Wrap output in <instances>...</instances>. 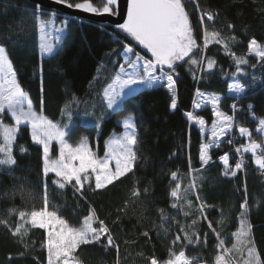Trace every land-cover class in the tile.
I'll return each mask as SVG.
<instances>
[{
  "label": "trees",
  "instance_id": "trees-1",
  "mask_svg": "<svg viewBox=\"0 0 264 264\" xmlns=\"http://www.w3.org/2000/svg\"><path fill=\"white\" fill-rule=\"evenodd\" d=\"M92 2L101 5V0ZM34 7L35 4L29 0H0V45L6 48L17 79L36 111L42 110L49 119L67 124L68 115H62V110L73 96L78 99L79 104H73L69 109L71 124L74 125L69 142L76 144L80 138L87 137L93 151L102 156L106 139L112 132L122 129L116 121L120 116L103 120L99 128L94 125L102 113H107L103 91L111 83L121 62L117 54L123 51L124 35L109 23L42 8L45 13H55V23L67 22V40L59 54L54 58H42L39 31L31 11ZM187 11L193 34L201 48L205 27L208 32L219 31L232 52L246 56L249 65H255L254 68L242 66L247 76L239 79L247 83V93L239 100L228 94V83L236 69L234 60L225 54L221 45L210 44L203 52V63L206 67L207 58L216 60L211 74L183 62L177 68L176 110L170 109V94L164 87L146 91L135 99L140 145L139 159L133 172L106 189L92 191L86 186L83 197L74 193L71 185L63 190L53 185V174L45 179L42 148L32 142L29 127L22 126L13 146L17 165L0 168V219L7 220L11 226L0 224V264H46L47 253L42 247L46 234L43 229L24 224L21 235L12 234L15 227L23 223L18 217L19 211L30 212L43 206L45 183L48 185L50 208L58 209L70 223L78 224L90 208L95 209L119 245V264H150L153 256L163 264L170 258V251L178 254L181 250L189 258H195L193 264H214L219 240H223L224 247L229 249L236 243L232 233L239 227L240 205L246 187L252 238L264 260V172L254 164L251 154L244 153V167L235 177H225L224 166L219 160L228 153L230 167L234 168L240 158L236 156L235 148L246 139L238 133L237 125L248 127L253 139L263 141L264 134L255 131L258 120L254 121L251 113L264 118V63H257L256 58L247 53V44L253 37L264 43V0H191ZM203 12L216 13L214 21L209 22L205 17L201 25ZM228 24L233 27L229 29ZM233 35L235 41L231 40ZM201 55L199 50L195 51L196 59L199 60ZM197 88L202 92L221 94V111L231 115L233 103H237L239 109L235 114L237 123L218 146L210 149L212 161L203 169L200 167L199 149L203 139L205 142L209 140L196 123L186 118L185 113L192 111L195 118L205 119L206 125L211 124L214 117L211 105L193 108ZM249 104L253 105L251 111ZM86 112L90 113L87 117L84 115ZM4 123L12 124L13 121L6 118ZM229 139L233 143H228ZM0 143H3L2 136ZM20 146L27 149L23 155ZM55 151L53 143L52 152ZM174 171L178 173V181L171 179ZM193 178L195 188L187 193L192 206L182 200V208H172L174 199L170 191L175 183L180 182L183 190ZM137 189L139 197L133 195ZM201 203L205 206L207 219L202 218L199 212ZM10 209L17 211L10 215ZM161 209L167 217L163 222ZM184 212L189 215L185 216ZM193 220L197 221L195 225ZM181 226L192 237L193 243L189 244L184 239ZM145 231L149 233L147 237L143 235ZM196 234L199 242H196ZM176 235L181 236V241L173 245ZM230 255L234 264H242L241 253L234 250ZM76 257L80 264H117L118 259L116 248L106 249L97 243L81 245Z\"/></svg>",
  "mask_w": 264,
  "mask_h": 264
},
{
  "label": "snow or ice",
  "instance_id": "snow-or-ice-1",
  "mask_svg": "<svg viewBox=\"0 0 264 264\" xmlns=\"http://www.w3.org/2000/svg\"><path fill=\"white\" fill-rule=\"evenodd\" d=\"M55 2L65 5L69 9L94 15H119V0H101L100 6L95 5L92 0L76 3L71 0H55ZM189 2L191 0H127L126 19L115 25V28L124 35L125 40L123 51L117 54L121 62L118 64V70L111 83L103 91V101L106 104L107 113H102L94 125L99 128L100 122L103 120L112 116H120L121 119L117 123L123 131L106 140L103 156H99L93 151L87 137L80 138L76 144L69 142L71 130L74 127L71 124L72 113L69 109L73 104H79L78 99L73 96L62 110V115H68L69 123L67 124L49 119L42 110L36 111L31 99L25 94L17 79V73L6 48L0 45V136L3 138V143H0V168L5 166L14 168L17 165L18 161L13 154V146L21 127L26 126L30 128L32 142L42 148V173L45 179L49 177V174H53V185L61 190L65 189L67 185H71L74 193H78L81 197L85 195L86 186L92 191L106 189L121 177L133 172L139 159L140 137L135 116V99L146 91L164 87L170 94V109L176 110L178 101L176 77L179 75L177 68L183 62L188 63L190 67H200L203 71L211 74L217 62L213 58H207L206 67H204L203 52L213 43L221 45L225 54L233 58L236 69L232 73L233 80L228 83L227 91L234 100L242 98L248 91V85L246 82H241L239 77L247 76L242 66L249 65L248 59L246 56H237L235 52H232L228 41L221 37L219 31L208 32L206 27L201 48L193 34V27L187 11ZM31 11L39 31L40 56L54 58L67 40V22L62 21L61 27L54 28V36L49 39L48 30L54 24L55 13L43 12L38 0ZM215 16L216 13L203 12L200 16L201 25L204 24L205 17L209 22H213ZM232 27V24H228L229 29ZM231 40H236L235 35L231 37ZM196 50L202 53L199 60L195 58ZM247 53L253 55L257 63H264V43L259 42L256 38L253 37L248 42ZM249 66L255 67V65ZM193 75L195 76V74ZM222 100L221 94L202 92L199 88L194 94L193 108L201 109L205 105H211L214 117L211 125L212 139L207 143H202L199 149L201 169L212 161L210 149L218 146L220 138L228 135L234 123H237L235 117L239 110L237 103L231 105L232 114L229 115L220 110ZM130 104L131 108H129ZM252 108L253 105L249 104L248 109L251 111ZM84 115L87 117L90 113L86 112ZM251 115L254 121L258 120V127L255 131L264 134V118H257L254 112ZM185 116L189 121L198 124L202 133L205 131V119L195 118L192 111H187ZM6 118H10L13 123H4ZM238 132L241 137L247 139V143L235 148L240 160L235 163L234 168L230 167L228 153L219 158L224 166L223 175L225 177L237 175L238 170L244 167V153H251L254 164L264 172V145L252 138V131L248 127L239 126ZM53 142L59 146L56 157L51 154ZM228 143L231 144L233 141L229 139ZM258 150H260V154H258ZM20 152L23 155L27 149L20 146ZM191 171L198 172L200 169ZM171 179L178 181V173L172 172ZM194 188L195 178L183 190L181 183L176 182L170 191V196L174 199L171 207L182 208L183 205L180 204L182 200L191 207L192 201L187 199V193ZM47 189L48 185L45 183L41 208L33 209L30 212L23 210L18 212V217L23 223L15 227L12 232L13 236L21 235L24 224L43 229L46 234L42 243V247L46 249L47 253L46 264H80L76 257L77 249L81 245L92 243L100 244L106 249L116 248L117 264H119V245L115 242L105 221L97 216L95 209L90 208L81 222L72 224L59 213L58 209L50 208ZM133 195L139 197V189L135 190ZM197 200H199L198 194ZM198 207L202 218L207 219L204 215V204L201 203ZM240 208L239 227L232 233L236 243L229 249L224 247L223 240H219L214 264H233L230 254L234 250L241 253L242 264H264L252 238V225L248 219L250 209L246 187L245 197ZM16 211V209H10L9 214ZM160 211L162 222L166 221L164 210ZM184 215L188 216L189 213L184 212ZM196 223V220L192 221L193 225ZM0 224L11 227L5 219H0ZM209 227H212L211 222H209ZM180 231L184 233V239L189 244L194 242L183 226ZM213 231L216 230L213 229ZM216 234L219 239V233ZM143 235L147 237L149 233L145 231ZM180 241L181 236L176 235L172 244L175 245ZM196 242H199L198 234H196ZM169 255L170 258L163 264H193L195 259L189 258L184 250L178 254L170 251ZM150 264H160V262L153 256Z\"/></svg>",
  "mask_w": 264,
  "mask_h": 264
},
{
  "label": "water",
  "instance_id": "water-1",
  "mask_svg": "<svg viewBox=\"0 0 264 264\" xmlns=\"http://www.w3.org/2000/svg\"><path fill=\"white\" fill-rule=\"evenodd\" d=\"M32 3L36 4L37 0H29ZM41 4L42 8L60 12L64 15L73 16L80 19L92 20L100 23H109L115 26L117 23H122L124 19H126V5L127 0H119V15L117 16H109V15H94L90 13H85L76 9H69L65 5H61L55 2V0H38Z\"/></svg>",
  "mask_w": 264,
  "mask_h": 264
},
{
  "label": "rangeland",
  "instance_id": "rangeland-1",
  "mask_svg": "<svg viewBox=\"0 0 264 264\" xmlns=\"http://www.w3.org/2000/svg\"><path fill=\"white\" fill-rule=\"evenodd\" d=\"M62 26V23H55L54 22V24L52 25V26H50L49 27V39H52L53 38V36H54V28H59V27H61ZM233 79H230V81L229 82H231ZM229 95H231L230 93H228ZM199 99V98H198ZM121 119V117H117L116 118V121H118V120H120ZM211 125H212V123L211 124H209V125H206L205 124V131L202 133L203 135H205L206 136V138H208V140L210 141V139H212L211 138ZM197 126L199 127V129H200V126L197 124ZM240 125H237L236 126V128H237V131H238V127H239ZM29 130H30V128H29ZM122 131H123V129H121V131H119V132H112L111 133V135L106 139V140H108L110 137H112V136H116V135H119V134H121L122 133ZM201 131V130H200ZM239 133V132H238ZM227 135H225V136H223V137H221L220 138V142H219V144L221 143V141H222V139L224 138V137H226ZM246 139V138H245ZM257 141V140H256ZM106 142V141H105ZM258 143H261L262 145H264V135H263V141L262 142H259V141H257ZM55 145H56V151L55 152H52L51 154L53 155V157H56L57 155H58V145L56 144V142H53ZM202 143H207V142H205L204 141V139H203V142ZM245 143H247V139L245 140V142L244 143H242V144H245ZM235 154H236V156L238 157V154L235 152ZM249 154H251V153H249ZM104 155V154H103ZM102 155V156H103ZM201 264H203V263H201ZM234 264V263H233Z\"/></svg>",
  "mask_w": 264,
  "mask_h": 264
},
{
  "label": "built area",
  "instance_id": "built-area-1",
  "mask_svg": "<svg viewBox=\"0 0 264 264\" xmlns=\"http://www.w3.org/2000/svg\"><path fill=\"white\" fill-rule=\"evenodd\" d=\"M239 156V155H238ZM238 160H240V158L238 159ZM262 171V170H261Z\"/></svg>",
  "mask_w": 264,
  "mask_h": 264
}]
</instances>
